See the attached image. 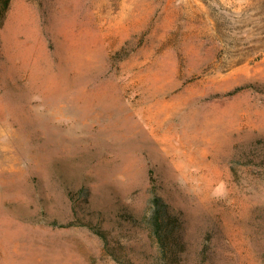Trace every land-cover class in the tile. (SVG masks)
I'll list each match as a JSON object with an SVG mask.
<instances>
[{"label": "rangeland", "instance_id": "obj_1", "mask_svg": "<svg viewBox=\"0 0 264 264\" xmlns=\"http://www.w3.org/2000/svg\"><path fill=\"white\" fill-rule=\"evenodd\" d=\"M1 9L0 264H264V0Z\"/></svg>", "mask_w": 264, "mask_h": 264}, {"label": "trees", "instance_id": "obj_2", "mask_svg": "<svg viewBox=\"0 0 264 264\" xmlns=\"http://www.w3.org/2000/svg\"><path fill=\"white\" fill-rule=\"evenodd\" d=\"M8 0H0V6L1 8H5L7 6ZM0 8V17L2 15V9ZM264 150V144L261 146ZM151 222L153 227V232L155 236L158 239V243L160 245V248L162 252L166 255L169 252V243L172 242L170 237V224L167 221V215L162 210L161 204L158 200V198H155L153 200V211L151 213Z\"/></svg>", "mask_w": 264, "mask_h": 264}, {"label": "bare ground", "instance_id": "obj_3", "mask_svg": "<svg viewBox=\"0 0 264 264\" xmlns=\"http://www.w3.org/2000/svg\"><path fill=\"white\" fill-rule=\"evenodd\" d=\"M62 104V103H61ZM65 104V103H64ZM9 188V187H8ZM6 189V188H5ZM20 190V189H19ZM8 191V190H7ZM11 191V190H10ZM13 191V190H12ZM14 191H16V190H14ZM16 193V192H15Z\"/></svg>", "mask_w": 264, "mask_h": 264}]
</instances>
